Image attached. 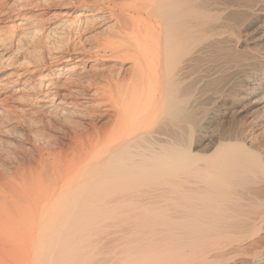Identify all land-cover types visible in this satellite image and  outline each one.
Returning <instances> with one entry per match:
<instances>
[{
	"label": "bare ground",
	"instance_id": "bare-ground-1",
	"mask_svg": "<svg viewBox=\"0 0 264 264\" xmlns=\"http://www.w3.org/2000/svg\"><path fill=\"white\" fill-rule=\"evenodd\" d=\"M77 4L99 38L63 54L0 0L25 155L0 157V264H264V0Z\"/></svg>",
	"mask_w": 264,
	"mask_h": 264
},
{
	"label": "rangeland",
	"instance_id": "rangeland-1",
	"mask_svg": "<svg viewBox=\"0 0 264 264\" xmlns=\"http://www.w3.org/2000/svg\"><path fill=\"white\" fill-rule=\"evenodd\" d=\"M25 1L26 0H20V4H23ZM34 1H35V6L38 5L39 7L36 6L37 8H35V10L33 9V11H31V12H27V14H30L32 16L35 15V18H36V20H38V23L36 21L31 22V23H27V22L26 23L30 26V28H32V30L38 31L34 35V39L40 37L39 34L40 35L42 34L41 31L42 30L44 31V28L47 32L46 33L44 31L43 32L44 34H47V35L51 34L52 35V36L48 35L49 37L47 36V38L51 39V40L50 39L48 40V41H50L49 43H50V50L51 51H56V52L61 51L60 53H62V51H63V54H66V53L71 54L77 48L82 49V48L89 47L90 45L93 46L96 44V41L99 38L100 29L97 28L96 25H94V27L92 29L88 30L86 25L79 24V23H77V21H75V18L79 14V11H80V8L78 7L77 3L81 0H46V2H45V0H38V1L34 0ZM92 1L94 2V7L95 6L97 7L99 5H103V3L105 2V0H92ZM54 12L57 13L58 15L55 18L49 17V15H51ZM74 22H76V23H74ZM24 23H25V21L22 24H24ZM59 23L61 24L62 30H59V31L57 30L58 31V33H57L56 30L52 29V27L55 26L56 24H59ZM44 25H45V27H44ZM64 28H66V29H64ZM38 29L40 30V32ZM48 30L50 31L49 33H48ZM37 35H38V37H37ZM54 39H55V41H54ZM59 45H60V47H59ZM45 53L44 54L42 53L43 55L41 54L40 57L43 56L44 59L46 60V63L49 62L48 65L46 64V66H47L46 71L47 72L53 71L54 66H53V64H51L50 59H48L49 57L48 56L46 57V55H48V54L47 53L45 54ZM72 62H74V61H72ZM72 64H74V63H72ZM85 64H84L85 66L83 67V69L79 71L80 75L78 78L87 79L93 72L99 71L103 65L108 64V63L99 62V63L93 65L88 60L87 62H85ZM75 78H77V77H74V79ZM7 96H8V98H7ZM15 97H16V94H14L13 90H11V89L5 90V91H3L2 94H0V113L1 114H10L12 116L13 114H11V112L13 111L14 107L21 108L20 105L18 103H16ZM17 115L21 116V114H18V112L15 113L13 116H17ZM36 115H35V117H37V118L39 117L38 119H40V120L42 119L44 121L45 119H47L44 116H42L41 114H36ZM11 125L12 124L7 126V127H9V132L5 135L3 133L1 134V130H0V157H1V153H3L5 151L4 153H7L9 156H12V157L17 156L19 158H24L25 155H23L22 150L20 149L21 144H20V138H19L20 133H22V129L19 127L20 125H15V124H13L12 126ZM99 125H100V123H97V127H99ZM42 126H40L38 128H34L35 130L39 131V133L42 137L45 135L44 136L45 139H46V137H48V138L50 137V138H54V139L56 138V140H58V139L61 140V137H60L59 132H58L59 126L57 124H55L52 129L46 128L47 126H45V127H42ZM22 146H23V144H22ZM24 149L30 150L31 146L30 145H24ZM0 160H1V158H0Z\"/></svg>",
	"mask_w": 264,
	"mask_h": 264
}]
</instances>
